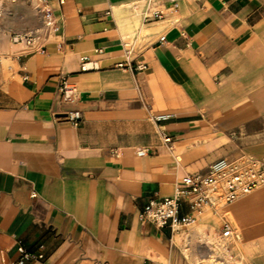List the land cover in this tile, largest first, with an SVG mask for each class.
<instances>
[{"label": "crops", "instance_id": "1", "mask_svg": "<svg viewBox=\"0 0 264 264\" xmlns=\"http://www.w3.org/2000/svg\"><path fill=\"white\" fill-rule=\"evenodd\" d=\"M47 1L57 28L42 50L11 40L43 27L39 0L0 10V264H17L20 245L44 254L25 264H197L212 225L227 243L242 239L249 254L235 258L264 264V186L178 232L142 216L220 159L264 168V0H163L134 41L133 0ZM83 56L98 67L82 70ZM73 110L78 125L66 120ZM230 209L239 228L221 217ZM226 223L238 237H222ZM199 224L207 232L189 257L175 236Z\"/></svg>", "mask_w": 264, "mask_h": 264}, {"label": "built area", "instance_id": "2", "mask_svg": "<svg viewBox=\"0 0 264 264\" xmlns=\"http://www.w3.org/2000/svg\"><path fill=\"white\" fill-rule=\"evenodd\" d=\"M175 1V0H170ZM64 2V0H60ZM38 9L42 14L43 27L24 32L12 34L11 40L15 44L32 50H42L44 48L45 32L54 31L57 28L56 18L47 0H39ZM153 15L163 17L162 11H155ZM164 40V37H162ZM120 67H132L135 70H144L146 64L132 65L126 60L119 63ZM97 63L91 61L88 56L82 57V70L97 68ZM60 91L65 100H70L75 92V87L68 81L67 77L62 78ZM167 115L155 117L156 122L167 119ZM66 120L74 125H78L82 120L81 112L73 110L68 112ZM159 134L162 142L170 149L174 146V137L171 136L162 126H159ZM147 148H138V155L148 154ZM264 182V168L254 159H245L243 164H237L226 159L214 162L208 173H188L181 184L176 188L174 194L163 197H154L145 205L142 216L146 221L151 222L157 228H170L172 232L192 224L196 216L204 212L207 207L216 208L218 201L225 204L232 202L241 195L250 194ZM188 200L191 213L183 214L182 205ZM223 238L238 237V232L230 224L226 223L222 231ZM20 258L17 264H25L28 260L42 259V252H32L23 245L18 247ZM238 264H245L240 259Z\"/></svg>", "mask_w": 264, "mask_h": 264}, {"label": "bare ground", "instance_id": "3", "mask_svg": "<svg viewBox=\"0 0 264 264\" xmlns=\"http://www.w3.org/2000/svg\"><path fill=\"white\" fill-rule=\"evenodd\" d=\"M163 0H133L132 3L129 4V6H132L131 8H133L135 11V24H134V27L137 29V32L135 33V36L132 38L133 41L135 40L136 38V35L138 34H143L145 32V29L143 27V21H142V13L144 14H149L150 12L148 11V9H153V8H158V5H160L162 3ZM2 4H1V1H0V8H1ZM1 14V12H0ZM148 26V25H147ZM151 26V25H150ZM160 29V28H159ZM129 30L132 31L133 30V25H131L129 27ZM128 31V32H130ZM131 34H133L131 32ZM248 159H252L250 157H248ZM257 161V160H256ZM260 163V162H259ZM264 185V182L261 183L259 187L263 186ZM256 190V189H255ZM239 197H242L239 196ZM238 197V198H239ZM237 198V199H238ZM235 199V200H237ZM235 200H233L232 202H230L229 204L233 203ZM229 204H225L223 201H218L217 203V206H216V210H219L218 208L221 206V205H229ZM206 209H209L211 211H213V207H207ZM203 213V212H202ZM214 217V216H213ZM211 218V217H210ZM212 219V218H211ZM232 219L235 220V222H237L236 218L234 217V215L232 214ZM200 221V220H198ZM206 221V220H205ZM201 222V221H200ZM207 222V221H206ZM194 223V222H193ZM199 223V222H197ZM207 225L205 224H199L195 227L194 229V232L192 233V237L191 236H188L187 238L189 239L188 241L191 240L190 243L191 244V247L192 249H194V247L197 246V244L200 245V243H198V240L196 241H193V239H196V238H201V236L203 235V233L206 231L207 229ZM212 228H214V226L212 225L211 226ZM178 232V231H177ZM183 237H186L185 234H182V235H176L175 236V241L179 244V245H183L182 244V239ZM173 238V237H172ZM219 239L221 241H224L226 242L227 240L226 239H222L220 238L219 236ZM203 240V239H202ZM200 240V241H202ZM213 240V237L211 236L209 239H206L205 242H207L206 244V250L209 251V255H207L205 258H202L201 260H199L197 262V264H238V262L240 261V259L238 257L234 258V261L232 262V258H231V254L229 251H227V249L225 248L224 245H222L221 243H216L214 240ZM199 241V242H200ZM204 243V242H203ZM189 245V242L186 244V245H183V251L190 257L189 255V248L187 249V246ZM174 246V245H173ZM178 246V245H177ZM240 243L237 242L236 244H234V247L235 248H238L240 247ZM176 248V247H175ZM175 250V249H174ZM204 253V252H203ZM249 254V253H248ZM204 255V254H203ZM245 255V254H244ZM182 258V257H181ZM184 258V257H183ZM250 258V257H249ZM200 259V258H198Z\"/></svg>", "mask_w": 264, "mask_h": 264}, {"label": "rangeland", "instance_id": "4", "mask_svg": "<svg viewBox=\"0 0 264 264\" xmlns=\"http://www.w3.org/2000/svg\"><path fill=\"white\" fill-rule=\"evenodd\" d=\"M1 1V4H2V6H1V8H0V10H2V8L4 7H6V2L7 1H9V2H13V1H15L16 2V0H0ZM1 16H3V14L1 15ZM1 18V17H0ZM133 40V39H132ZM264 186V185H263ZM263 186H261V187H263ZM260 187V188H261ZM257 189H259V188H257ZM256 189V190H257ZM255 191V190H254ZM242 196H244V195H242ZM240 198V197H239ZM238 198V199H239ZM237 199V200H238ZM236 201V200H235ZM206 211H209V214H212L213 212L211 211V210H209V209H205ZM205 215V211H204V213H203V215H199V216H204ZM221 217H224V218H227L232 224H233V226H235L236 228H239V223L238 222H235V220H233L232 219V212H231V209L230 210H228L227 212H225L224 214H222L221 215ZM213 229L214 228H212L211 227V232L208 234V233H206V234H204L205 232H207V230L203 233L205 236H206V238L205 239H209L211 236L213 237V240L216 242V243H221L222 245H224L225 246V248L227 249V251H229L230 252V254H231V258H232V262L234 261V258H235V256L233 255V251L232 250H237V251H239L241 254H245L244 256L246 257L247 255H248V253L249 252H247V251H245V247L243 246V243H242V239L240 238V240H235V241H231V243H227V242H224V241H221L219 238H218V235H217V233H215L214 231H213ZM204 235H202V236H204ZM202 236H201V238H200V240H202ZM188 236H186V237H183V239H182V244L183 245H186L188 242H189V245L187 246V249L189 248V251L190 250H193L192 249V247H191V244L192 243H190L191 242V240L190 241H188L189 239L187 238ZM200 241L199 240V238H196V239H193V241ZM212 240V241H213ZM237 242H239L240 243V247H238V248H235L234 247V244H236ZM229 246H231V248L229 247Z\"/></svg>", "mask_w": 264, "mask_h": 264}]
</instances>
